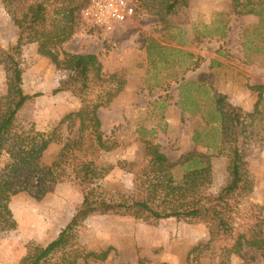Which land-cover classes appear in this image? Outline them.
I'll return each mask as SVG.
<instances>
[{
	"label": "rangeland",
	"instance_id": "obj_1",
	"mask_svg": "<svg viewBox=\"0 0 264 264\" xmlns=\"http://www.w3.org/2000/svg\"><path fill=\"white\" fill-rule=\"evenodd\" d=\"M136 5L137 16L142 19L150 16L146 24L158 22L142 9V0H137ZM11 7V11L18 9L16 5ZM8 8L0 0V59L17 38ZM169 21L175 28L167 35L160 31L159 22L150 26L151 34L138 23L125 31L108 35L84 29L76 21L74 35L63 46L71 53L97 55L103 73L115 72L130 81L115 104L113 101L117 97L113 104L98 110L101 131L109 142L116 144L115 149L101 153L98 158V161L113 166L99 181L101 189L108 194L132 189L133 175L124 169V163L135 160L141 141L149 139L157 143L172 161L187 151L211 156L212 182L200 187L198 193L204 200L212 198L228 179L227 162L223 156L228 144L222 137L218 120H211L214 94H224L235 106L249 112L253 110L254 105L252 107L251 104L256 102L257 92L248 87L261 85L264 95V15L237 17L229 14V0H190L189 7ZM150 45L155 47L148 53ZM189 45L205 48L220 45L219 56L231 61L226 66L228 69H220L219 73L224 74L220 80L211 75L204 81L200 80L198 86L188 85L187 92L192 99L184 95L186 87L176 93L175 83L160 78L163 72L176 75L183 72L182 66L176 62L181 58L177 51ZM227 45L236 50L226 48ZM37 48L38 45L33 43L22 49V88L26 94L38 96L21 109L17 124L23 128L32 126L49 134L66 114L77 111L81 104L70 94H51L65 78L66 72L56 69L50 58L40 55ZM185 56L188 57L183 54ZM235 69L239 70L236 77L233 76ZM170 86L172 95L164 94ZM100 91L95 86L89 96L94 98ZM5 92V72L0 64V97ZM168 100L173 103L176 127H171L166 120ZM130 104L137 106L135 112L128 113ZM254 123L260 125L255 130L258 134L251 135L247 148L254 190L238 206L234 233L242 229L240 225L247 219H251L255 212L253 206H264V116L261 123L257 120ZM186 125L191 130L190 137L188 133H182V127ZM75 131L76 128L71 137ZM151 131L152 135L147 134ZM61 134L67 136L65 127ZM60 148L61 144H50L42 155L41 163L49 166ZM189 153L180 155L176 163H182ZM7 171L8 157L4 155L0 159V177ZM35 184L36 179H32L28 191L11 197L9 208L16 228L0 231V264H18L28 243L45 246L55 239L81 202V189L73 182L53 184L41 197ZM211 230L210 224L184 218L145 222L131 217L97 215L88 218L78 234L81 244L90 250L99 251L109 246L115 249L105 262L99 264H264V259L254 250L247 249L241 255L227 257L224 247L228 246V241L217 237L209 242ZM197 246L200 247L194 249Z\"/></svg>",
	"mask_w": 264,
	"mask_h": 264
},
{
	"label": "trees",
	"instance_id": "obj_2",
	"mask_svg": "<svg viewBox=\"0 0 264 264\" xmlns=\"http://www.w3.org/2000/svg\"><path fill=\"white\" fill-rule=\"evenodd\" d=\"M11 14L16 28V41L0 59L5 72L6 92L0 97V159L8 157L7 174L0 177V231L16 228L9 208L11 197L28 191L36 179L39 197L49 186L69 181L82 192L80 204L57 237L45 246L28 243L25 255L18 264H99L115 251L111 246L95 251L82 245L79 230L92 216L114 215L142 221L157 222L184 218L212 225L213 241L217 237L228 241L224 247L227 257L254 250L264 259V206L255 205L251 219L234 233L238 206L254 190L247 151L252 134L263 121V87L249 86L257 92L252 112L227 101L225 95L215 93L214 115L222 137L227 143L223 156L227 162L228 179L210 199H202L198 189L211 184L209 155L189 153L182 163L171 164L160 146L149 140L141 141L138 157L124 163V169L133 175V187L128 192L108 194L99 181L113 168L98 161L101 153L116 148L101 131L98 116L100 108L108 107L124 90L127 80L118 73H103L102 64L95 54L71 53L64 49L75 33L76 13L87 0H1ZM190 0H142V9L157 18L160 31L167 35L175 27L169 21L178 12L189 7ZM16 5L17 10L11 11ZM229 14L240 16L264 15V0H229ZM36 43L37 51L50 58L56 69L66 72L52 95L67 93L79 99L80 108L66 114L46 134L32 126L17 124L21 109L37 94H26L23 85L22 49ZM155 45L147 47V51ZM101 91L94 98L90 90ZM68 133L61 134L62 128ZM74 135L71 137L73 130ZM256 130V131H255ZM264 130V129H263ZM52 143L61 144L49 166L41 163L43 153ZM180 165V168L178 167ZM246 217H244L245 220ZM197 246L194 249H198Z\"/></svg>",
	"mask_w": 264,
	"mask_h": 264
},
{
	"label": "crops",
	"instance_id": "obj_3",
	"mask_svg": "<svg viewBox=\"0 0 264 264\" xmlns=\"http://www.w3.org/2000/svg\"><path fill=\"white\" fill-rule=\"evenodd\" d=\"M149 18H150V16H148L147 19H142V17L136 16V18L134 20L128 21L127 23H124V24L118 26V28L115 31H113L112 33H109L108 35H115L116 32L125 31L128 28H132V26H136L138 23L140 24V27L143 28L144 31L148 32V34H151L152 31H151L150 26L152 24L158 25V22L153 21L152 23L147 22L149 24H146V20H148ZM220 47H221L220 45H210L206 48L203 46L198 47L197 45H189L186 48L182 47V48L178 49L180 51H177V52H178V54L181 55V58H177L176 62H178L177 65L182 66V67H180V69L183 72L179 73L177 75L174 73H170V72L169 73L163 72V74L160 78L163 81H166L168 83L169 82L175 83L174 85L176 86L175 87L176 93L179 90L182 92L184 90V87H186L185 88L186 93L184 95L189 96L188 99H192L193 97L188 95V92H187L188 91V85L198 86V84L201 83L200 80L204 81L205 77L207 78V76H211V75L216 80H220L222 77H224V74L219 73V71L221 68L228 66V63H231V61L228 59H224L223 57L219 56L220 52L218 50ZM226 48H230L231 50H236V49H232L231 45H227ZM183 54L184 55L187 54L188 57L187 56L183 57ZM198 57L202 58V59L200 58V60H201L200 62L197 61ZM184 64H185V66H183ZM183 67H185V68H183ZM226 69H228V67H226ZM229 69H232V68H229ZM235 71L236 72L233 75L234 77L237 76V73L239 72V70L235 69ZM225 78H226V76H225ZM127 83H126L125 88H127L129 86L130 81L127 80ZM196 89H198V88H196ZM235 89L237 90V88H235ZM171 91H172V86H170V88L168 90H166L164 92V94L172 95ZM124 93H125V89L113 101V103L117 102V100H119V98H121ZM227 100L231 104L236 105L235 103L230 101L231 98H227ZM136 102H138V101L136 100ZM254 103H255V101L252 102V104H251L252 107H253ZM168 104H170V105H168ZM166 105H167L166 111H165V115H167L166 120H168V123L171 127L172 126L176 127L177 120L174 117V109L172 107L173 103H171L170 100H168V101H166ZM136 108H137V106H135V105L134 106H132L131 104L128 105V107H127L128 113L135 112ZM138 110H140V107L138 108ZM187 126L188 125L182 127V129H183L182 133L184 135V133L186 132V133H188V135L190 137L192 133L189 132L191 130ZM152 133H153V131H151L150 133H147V134L152 135ZM194 138H195L196 143H199L198 138L197 137H194ZM189 152L190 151H187L185 153H189ZM185 153H182V154L184 155ZM182 154H179L178 158L174 161L169 159L168 155H166V156L168 158L169 163L175 164L177 162V160L180 158V155H182ZM172 162H174V163H172Z\"/></svg>",
	"mask_w": 264,
	"mask_h": 264
},
{
	"label": "built area",
	"instance_id": "obj_4",
	"mask_svg": "<svg viewBox=\"0 0 264 264\" xmlns=\"http://www.w3.org/2000/svg\"><path fill=\"white\" fill-rule=\"evenodd\" d=\"M137 0H87L77 13V24L89 31L109 34L138 15Z\"/></svg>",
	"mask_w": 264,
	"mask_h": 264
}]
</instances>
